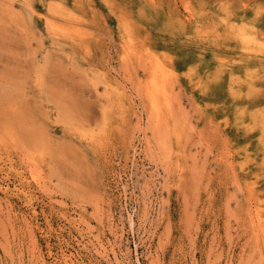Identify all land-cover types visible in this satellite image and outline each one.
Instances as JSON below:
<instances>
[{
    "label": "rangeland",
    "instance_id": "374dc122",
    "mask_svg": "<svg viewBox=\"0 0 264 264\" xmlns=\"http://www.w3.org/2000/svg\"><path fill=\"white\" fill-rule=\"evenodd\" d=\"M0 264H264V0H0Z\"/></svg>",
    "mask_w": 264,
    "mask_h": 264
}]
</instances>
